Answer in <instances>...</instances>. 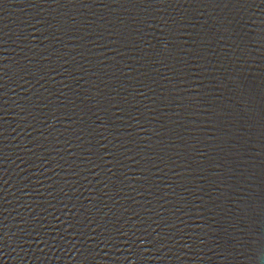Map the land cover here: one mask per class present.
Segmentation results:
<instances>
[{"label":"water","instance_id":"1","mask_svg":"<svg viewBox=\"0 0 264 264\" xmlns=\"http://www.w3.org/2000/svg\"><path fill=\"white\" fill-rule=\"evenodd\" d=\"M0 264H264V0H0Z\"/></svg>","mask_w":264,"mask_h":264}]
</instances>
